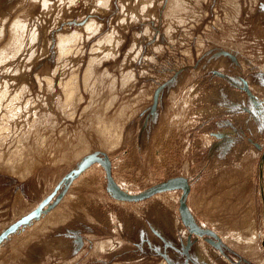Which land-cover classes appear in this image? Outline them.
<instances>
[{
  "label": "rangeland",
  "instance_id": "374dc122",
  "mask_svg": "<svg viewBox=\"0 0 264 264\" xmlns=\"http://www.w3.org/2000/svg\"><path fill=\"white\" fill-rule=\"evenodd\" d=\"M52 192L0 264H264V0H0V233Z\"/></svg>",
  "mask_w": 264,
  "mask_h": 264
},
{
  "label": "water",
  "instance_id": "95a60500",
  "mask_svg": "<svg viewBox=\"0 0 264 264\" xmlns=\"http://www.w3.org/2000/svg\"><path fill=\"white\" fill-rule=\"evenodd\" d=\"M94 161L99 162L103 166L104 171H105V177H106V188L107 190H109L110 194L116 198H120L124 200H134V199H139L142 197L149 196L155 192H159L165 189L180 187L182 189L181 195L179 197L180 215L183 219L193 222L190 214L187 212L186 204L184 201L185 195L188 191V183L183 176L181 175L173 176V177L167 178L164 181H161L158 184L150 186L146 190H143L137 193H129L121 189L117 185V183L113 180L110 174V161L107 155L102 151L94 150L84 155L80 159V161L77 163V165L74 168H72L68 173L65 174V176L62 179L64 185L65 183H67L68 180H70L72 177L77 175L78 172H80L82 169H84L85 167H87L89 164H91ZM53 192L51 194H48L46 197H44L29 212L22 215L21 217L16 219L14 222L9 224L5 229H3L2 232L0 233V237L5 236L8 232L14 230L16 226L22 223H26L27 221H29L30 218L37 217L40 214L44 205L49 201ZM60 194H61L60 192L57 194L56 199L59 198Z\"/></svg>",
  "mask_w": 264,
  "mask_h": 264
},
{
  "label": "bare ground",
  "instance_id": "6f19581e",
  "mask_svg": "<svg viewBox=\"0 0 264 264\" xmlns=\"http://www.w3.org/2000/svg\"><path fill=\"white\" fill-rule=\"evenodd\" d=\"M61 40H63V38L61 39ZM64 41H65V39H64ZM65 43V42H64ZM49 80V79H48ZM3 97V96H2ZM13 98V97H12ZM16 98V97H15ZM11 107H12V105H11ZM14 109V108H13ZM4 119V118H3ZM4 121V120H3Z\"/></svg>",
  "mask_w": 264,
  "mask_h": 264
}]
</instances>
